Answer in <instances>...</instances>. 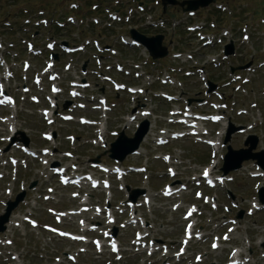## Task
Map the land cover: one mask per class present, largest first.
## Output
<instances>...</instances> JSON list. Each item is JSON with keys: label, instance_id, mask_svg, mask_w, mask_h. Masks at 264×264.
Masks as SVG:
<instances>
[{"label": "rangeland", "instance_id": "rangeland-1", "mask_svg": "<svg viewBox=\"0 0 264 264\" xmlns=\"http://www.w3.org/2000/svg\"><path fill=\"white\" fill-rule=\"evenodd\" d=\"M139 2L142 3L141 6L144 7L146 14L134 12L130 22L126 23L124 17L126 10L136 7ZM72 3L77 4L78 8L73 10L69 8ZM216 4L223 5L225 10L216 11V6L211 5L199 12L195 18H188L180 12L178 6L175 8L168 6L163 14L161 5H157V0H0V37L6 47L0 50V66L6 72V61L13 74V78L6 80L7 82L3 85L15 97L17 106V114L12 109L0 107V175L3 176L0 179V216L4 214L9 201H14L17 195L23 192L26 195L24 202L12 215L10 228L0 234V238L4 241V244L0 245L2 254L0 264H228L234 259L230 253L233 249H237L236 252H242L243 264H264V210L254 209L255 205L261 204L257 191L264 188V176L252 178V175L263 172L257 164L252 161L244 163L240 170L229 173L217 189L207 190L203 187L198 188L196 185L198 183L193 178L200 176L204 167L212 163L211 148L197 145L190 139L173 142L160 148L154 142V137L161 135L158 132L159 129L171 127L168 117L173 105L164 101L160 93L175 95L184 102L192 100L194 108H198L199 99L210 96L213 102H223L220 101L221 97L208 93L209 85L204 82L202 84L200 78L183 75L185 71L194 70L199 65L204 68L206 80L213 79L215 82L211 81L212 83L222 87L220 93L225 99L223 103H226V106L228 104L226 110H221L227 118L222 124L227 126L232 124L234 127L244 129L242 133L233 134L228 145L234 150L242 149L246 138L249 135H256L260 142L254 152L264 151V68H259V63L264 61V20H262L264 19V0H217ZM95 5L98 6L97 9L93 8ZM106 8L117 10L123 16L122 20H117L110 27V21L105 14ZM41 11L45 13L39 17ZM30 16L33 18L32 22L46 18L49 21L59 20L67 27L63 28L61 36L57 37L53 35L55 33L50 25L40 26L38 29H35V24L27 25L26 20ZM68 16L75 18L76 25L66 23ZM92 17H97L102 22L99 25L96 23H94L95 26L91 25ZM150 17L154 21L167 18L170 22L162 31L149 29L145 27L147 23L150 24V28H154L149 21ZM174 19L180 21V25L176 28L172 26ZM212 22L216 23V30L207 28L209 31L206 30L203 33L212 32L220 37L224 29H229L236 47V55L224 61L218 68L212 65L210 59L220 54L224 46H216L213 50L203 49L196 34L190 33L186 28L188 25L204 23H208L212 28L210 26ZM246 25L250 36L248 41L243 38ZM131 30H136L137 33L148 37L156 36L157 33L162 34L163 45L170 49V56L161 60L157 68L144 64V55H141V50L130 49L119 42L121 35L128 36L130 39L129 31ZM49 37L54 39L50 40ZM99 37L103 45H109L115 49L116 55L106 56L101 66L94 60L93 49L88 47L86 52L57 61L59 69L56 70L60 71L61 78L63 79V76L75 78L82 71H79V65H84L83 62H86L90 70H97L101 75L114 77L118 83L137 86L144 91L135 96L129 95L127 91L115 92L111 84L103 82L104 78L101 80L96 71H93L95 73L92 72L86 76L94 82L88 93L89 95L97 93L105 95L109 99L111 111L107 113L105 119L102 112H93L91 108L76 110L75 113L76 117L86 116L102 122L106 128L105 135L99 138L98 126H81L77 121L63 123L58 119L56 124L47 125L41 111L49 109L45 98L49 96V93L44 92V86H35L31 81L33 75L40 73L43 69L45 60L48 58L46 43L55 40L59 45L64 40L70 42L71 46H76L84 44L87 39H99ZM31 40L34 41L36 50H42V56L34 57L28 52L25 41ZM57 45L53 51L55 55L60 52ZM177 53L191 54L193 60L189 61L185 55L182 59L174 61L172 55ZM28 60L32 62V68L26 74L22 70V65ZM70 62H72L70 71H64V65ZM117 63L124 65L131 71V75L118 73L115 69L108 71L106 66ZM248 63L258 67L251 81L245 84L244 81L226 83L234 76L230 73L229 67L243 69ZM138 64L143 66L142 71L135 69V65ZM163 69L176 73L173 75L176 78L175 86L170 84L165 86L161 83L157 73ZM136 71L144 72L147 77L136 79L134 77ZM0 73H3L2 69ZM26 84L32 87L28 95L22 92ZM237 85H242L243 89H238ZM60 86L66 87V81H62ZM30 96L40 97L41 104L31 103ZM70 99L72 100L68 92L64 90V93L58 96L59 106L56 113L73 110ZM64 105H68V109L64 110ZM139 110L149 111L152 115L140 116ZM134 115L138 117L132 121ZM14 116L15 119L12 121L17 131L12 134L11 126L5 123L4 119ZM141 122L154 126L148 141L143 144L142 150L139 149L138 155L128 156L123 162L116 163L109 157L110 144L116 139L111 133L123 132L127 137L132 138L138 130L137 127H142ZM211 127L214 136L220 137L221 124ZM172 130L178 131L176 128ZM43 133H53L56 137L54 141L46 142L42 139ZM224 134L223 138H225ZM68 136H74L75 141L70 142ZM25 138L28 139L30 147L36 150L48 149L49 155L31 159L22 154L12 142L15 139L18 145H21L20 141ZM226 152L225 148L223 150L220 148L219 165L214 170L216 174L221 175L220 177L223 176L221 172L223 161L220 158L224 157ZM164 156H171V163H166L163 160ZM11 157L18 160L16 166L10 165ZM96 160H99L97 161L99 164L119 168L124 173L117 176L112 173V170L108 173L96 168L94 177L102 181L109 179L111 183L109 191L103 192L101 189L92 191L89 186H85L78 198H72L73 194L74 196L78 194V189L64 188L53 174L52 165L55 163L71 165L73 166V169L69 168L71 171L77 167L78 163L80 171L89 173V168ZM233 164L234 162L231 161L226 167L231 168ZM171 174L175 176L171 177ZM33 184H35L34 188L30 189ZM180 184L187 185L188 191L182 192L178 197L173 196L169 199L162 197L161 193L165 186L174 185L173 187L178 188ZM218 184H220L219 181ZM127 186L130 187L128 192ZM196 189H200L203 195L213 197L210 205H205L203 199L198 200L195 197ZM140 190L148 193L146 195L150 198V203L148 206L142 205L141 208L136 207L130 211L126 206V202L129 201L128 196L135 195L137 205H140L143 202ZM49 197L50 199L47 200ZM84 201H88V204ZM191 204L202 207L200 212L204 213L197 220L199 225L196 233L199 236L202 234L206 236L202 240L196 239L191 242L183 258L180 260L173 256L165 258L162 253H156L149 258L147 252L142 255L132 248L135 233L141 231L143 234V229L147 228L150 240L168 244L172 253L177 251L185 233L184 215ZM212 205H216L217 208L213 209ZM82 206H88L90 210L82 212ZM113 206H120L115 209V224L110 225L107 220L97 218V214L105 215L98 212L99 210L106 211ZM177 206L179 209L175 211ZM68 210H73L75 214L68 215V218H61L58 212ZM132 211L136 215L137 222L126 224L127 222L123 220L130 218ZM241 214L242 218H240ZM92 219L96 220L94 225L108 224L107 227L110 229L118 230L122 256L111 254L107 245L103 249L104 252L100 254L101 252H98L92 243L86 244L87 240L81 243L63 239L54 232L53 227L78 233L84 232L89 226L86 221ZM26 220L35 221L33 223L37 224V227L30 226V222ZM57 220L62 223H58ZM124 224L126 227L121 229ZM218 234H227V238L231 241L224 243L221 240L223 250L214 252L211 250V243L216 241L214 239ZM88 235L90 238L101 237L98 232H89ZM156 243L153 249L158 246ZM196 255H200L204 261L196 263Z\"/></svg>", "mask_w": 264, "mask_h": 264}, {"label": "water", "instance_id": "water-1", "mask_svg": "<svg viewBox=\"0 0 264 264\" xmlns=\"http://www.w3.org/2000/svg\"><path fill=\"white\" fill-rule=\"evenodd\" d=\"M215 3V0H185L182 2H179L178 0H162V5L164 10L168 6H179L183 9V11H197L200 8H206L210 6L211 4ZM132 37L142 43L145 48L149 51L150 55L153 59H162L165 58L168 55V50L166 47H163L162 43L164 40L163 36H156L153 38H147L144 35H140L135 31H131ZM234 53L233 45L230 44L226 47L225 54L227 56H230ZM250 66V65H248ZM239 129H233V132L238 131ZM148 132V123H143L141 129L138 130V132L135 134L133 138H128L124 133H121L119 138L112 143L111 145V157L113 159L118 160H124L126 156L129 154L134 153L140 146L143 138ZM230 135L227 136V141L230 139ZM24 143L28 145V140L24 139ZM258 145V139L254 136H251L248 141L245 143V146L249 148L248 149H241L239 151L232 150L229 148V153L226 156V166L231 161L234 162L233 166L229 170H224L225 174H227L230 170H237L240 169L242 166V163L244 161L249 160H257L258 164L261 165L264 169V151H261L260 153H253V151L257 148ZM264 189L261 192V195L263 197ZM24 199V194L20 195L17 198V201L14 203H10L9 207L6 211V214L0 217V232L5 231L6 227L4 226L5 223L9 221L11 212L17 207L20 201ZM136 197H134L133 200H135ZM264 203V200H262Z\"/></svg>", "mask_w": 264, "mask_h": 264}, {"label": "bare ground", "instance_id": "bare-ground-1", "mask_svg": "<svg viewBox=\"0 0 264 264\" xmlns=\"http://www.w3.org/2000/svg\"><path fill=\"white\" fill-rule=\"evenodd\" d=\"M14 113H15V110H14ZM12 118H9L8 120H7V124L8 125H10L12 128H13V122H12ZM153 127V126H152ZM147 141V138H145V141L144 142H146ZM11 225V224H10ZM10 225H9V227H10ZM239 256H240V254H239Z\"/></svg>", "mask_w": 264, "mask_h": 264}, {"label": "snow or ice", "instance_id": "snow-or-ice-1", "mask_svg": "<svg viewBox=\"0 0 264 264\" xmlns=\"http://www.w3.org/2000/svg\"><path fill=\"white\" fill-rule=\"evenodd\" d=\"M63 235V234H62Z\"/></svg>", "mask_w": 264, "mask_h": 264}]
</instances>
